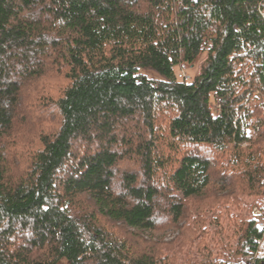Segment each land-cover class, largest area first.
Here are the masks:
<instances>
[{
    "label": "trees",
    "instance_id": "obj_1",
    "mask_svg": "<svg viewBox=\"0 0 264 264\" xmlns=\"http://www.w3.org/2000/svg\"><path fill=\"white\" fill-rule=\"evenodd\" d=\"M263 12L0 0V264H264Z\"/></svg>",
    "mask_w": 264,
    "mask_h": 264
},
{
    "label": "rangeland",
    "instance_id": "obj_2",
    "mask_svg": "<svg viewBox=\"0 0 264 264\" xmlns=\"http://www.w3.org/2000/svg\"><path fill=\"white\" fill-rule=\"evenodd\" d=\"M203 60H204V56L201 57L200 61L196 64L195 67L185 69V70H182L180 72L182 74H185L186 78L183 79L185 82H190L191 79L195 75L199 74V67H200V64ZM242 202H243V210H244L243 214L248 213V215H250L251 218H254L256 220V222L258 223V227L260 226V224L264 225V214H263L264 211H262L260 209V207L262 208L264 205V200L263 199L256 200V199H252V198H245ZM258 206H260V207H258ZM254 210H256V212H254ZM213 228L214 227H211V230H213ZM260 229L264 230V227L260 228ZM178 233H179L178 231L166 232L163 236H161V240L163 242H170L178 236ZM230 261L232 263H234L233 258H230Z\"/></svg>",
    "mask_w": 264,
    "mask_h": 264
},
{
    "label": "built area",
    "instance_id": "obj_3",
    "mask_svg": "<svg viewBox=\"0 0 264 264\" xmlns=\"http://www.w3.org/2000/svg\"><path fill=\"white\" fill-rule=\"evenodd\" d=\"M262 16L264 17V12L262 13ZM185 78H186L185 74L180 73V74L178 75V79H180V80H183V79H185ZM254 212H256V210H254ZM256 215H257V214H256ZM259 227H260V228H263L264 225H263V224H260ZM260 228H259V229H260Z\"/></svg>",
    "mask_w": 264,
    "mask_h": 264
}]
</instances>
